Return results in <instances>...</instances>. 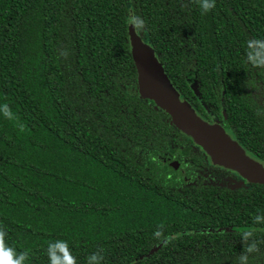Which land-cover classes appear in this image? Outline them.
Here are the masks:
<instances>
[{
	"label": "trees",
	"instance_id": "16d2710c",
	"mask_svg": "<svg viewBox=\"0 0 264 264\" xmlns=\"http://www.w3.org/2000/svg\"><path fill=\"white\" fill-rule=\"evenodd\" d=\"M130 13L196 115L264 165V0L208 13L196 0H0L5 243L27 264H49L54 241L77 264L101 249L103 264H239L252 233L248 264H264V184L213 165L137 95Z\"/></svg>",
	"mask_w": 264,
	"mask_h": 264
},
{
	"label": "water",
	"instance_id": "95a60500",
	"mask_svg": "<svg viewBox=\"0 0 264 264\" xmlns=\"http://www.w3.org/2000/svg\"><path fill=\"white\" fill-rule=\"evenodd\" d=\"M131 56L137 73V95L152 101L169 115L171 123L191 138L215 166L235 171L246 182L264 184V165L251 158L220 125L209 124L196 115L185 98L171 85L153 49L128 26ZM172 175L179 163L164 158Z\"/></svg>",
	"mask_w": 264,
	"mask_h": 264
},
{
	"label": "clouds",
	"instance_id": "9594fccd",
	"mask_svg": "<svg viewBox=\"0 0 264 264\" xmlns=\"http://www.w3.org/2000/svg\"><path fill=\"white\" fill-rule=\"evenodd\" d=\"M198 6L203 13L210 12L215 7V0H196ZM127 24L133 27L136 31H143L145 24L141 17L135 13H130L127 18ZM259 43V42H258ZM256 66H259L258 61H254ZM260 217L257 216L254 222H259ZM7 233L3 228H0V264H27L29 253L27 251L17 252L15 248L9 247L5 243ZM161 233L157 232L156 236ZM252 238V233H243L242 241L245 242V248L242 255L239 257V264H248V256L259 251L257 244L253 241L247 243ZM103 250H99L87 257V264H103ZM47 255L49 264H77L76 258L71 254L66 241H54L48 244Z\"/></svg>",
	"mask_w": 264,
	"mask_h": 264
},
{
	"label": "flooded vegetation",
	"instance_id": "af4514ba",
	"mask_svg": "<svg viewBox=\"0 0 264 264\" xmlns=\"http://www.w3.org/2000/svg\"><path fill=\"white\" fill-rule=\"evenodd\" d=\"M191 106V105H190ZM193 109V108H192ZM215 125V124H214ZM229 170V169H228ZM232 171V170H231Z\"/></svg>",
	"mask_w": 264,
	"mask_h": 264
},
{
	"label": "rangeland",
	"instance_id": "374dc122",
	"mask_svg": "<svg viewBox=\"0 0 264 264\" xmlns=\"http://www.w3.org/2000/svg\"><path fill=\"white\" fill-rule=\"evenodd\" d=\"M240 185H242V184L240 183Z\"/></svg>",
	"mask_w": 264,
	"mask_h": 264
}]
</instances>
